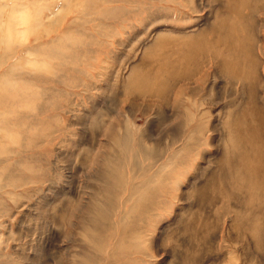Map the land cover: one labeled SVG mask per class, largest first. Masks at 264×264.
<instances>
[{
  "label": "rangeland",
  "instance_id": "1",
  "mask_svg": "<svg viewBox=\"0 0 264 264\" xmlns=\"http://www.w3.org/2000/svg\"><path fill=\"white\" fill-rule=\"evenodd\" d=\"M0 55V264H264V0H0Z\"/></svg>",
  "mask_w": 264,
  "mask_h": 264
},
{
  "label": "bare ground",
  "instance_id": "2",
  "mask_svg": "<svg viewBox=\"0 0 264 264\" xmlns=\"http://www.w3.org/2000/svg\"><path fill=\"white\" fill-rule=\"evenodd\" d=\"M9 13H10V12H9ZM9 13H8V14H9ZM9 15H10V14H9ZM12 15H14V14H12ZM6 17H7V16H6ZM36 17H37V16H36ZM40 19H41V18H40ZM9 20H10V17H9ZM38 20H39V19H38ZM24 22L26 23V22H28V21H24ZM39 24H40V23H39ZM8 26H9V25H8ZM5 38H6V36H5ZM5 38H4V39H5ZM180 46H181V45H180ZM186 55H187V54H186ZM165 56H166V55H165ZM3 59H4V55H0V61H3ZM3 64H4V63H3ZM3 64H2V65H3ZM11 73H12V72L9 71V73H8L7 75L9 76ZM7 75L3 76V77L1 78V79H2L1 81H5L4 77H7ZM6 80H7V79H6ZM141 81H142V79H141ZM148 81H149V79H148ZM139 83H140V82H139ZM147 83H148V82H147ZM159 83H160V82H159ZM158 85H159V84H158ZM24 95H25V94H24ZM25 96H26V95H25ZM26 101H27V100H26Z\"/></svg>",
  "mask_w": 264,
  "mask_h": 264
}]
</instances>
